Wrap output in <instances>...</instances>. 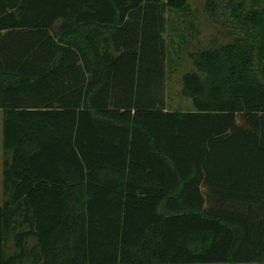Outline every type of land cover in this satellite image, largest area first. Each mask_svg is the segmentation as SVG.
Returning a JSON list of instances; mask_svg holds the SVG:
<instances>
[{
  "label": "trees",
  "instance_id": "1",
  "mask_svg": "<svg viewBox=\"0 0 264 264\" xmlns=\"http://www.w3.org/2000/svg\"><path fill=\"white\" fill-rule=\"evenodd\" d=\"M188 1L0 0V264H264V3L206 0L245 36L190 52L185 109Z\"/></svg>",
  "mask_w": 264,
  "mask_h": 264
},
{
  "label": "rangeland",
  "instance_id": "2",
  "mask_svg": "<svg viewBox=\"0 0 264 264\" xmlns=\"http://www.w3.org/2000/svg\"><path fill=\"white\" fill-rule=\"evenodd\" d=\"M205 2L206 0H189L185 11L181 10L174 14L167 12L169 30L166 34V40L168 47L173 45L169 55L172 57L171 65L167 64L171 69L170 74L168 73L167 97L172 107L192 108L191 100L180 94L182 75L185 72L195 70L192 60L189 58L190 52L224 45L245 36L243 30L237 28L236 25L222 24L220 21L215 22V19L206 10ZM261 3L263 4L264 0ZM245 6L247 8L257 7L253 4V0L246 1ZM172 24H180L177 26L179 30L173 28ZM2 139V115L0 113V205L5 199L2 182Z\"/></svg>",
  "mask_w": 264,
  "mask_h": 264
},
{
  "label": "crops",
  "instance_id": "3",
  "mask_svg": "<svg viewBox=\"0 0 264 264\" xmlns=\"http://www.w3.org/2000/svg\"><path fill=\"white\" fill-rule=\"evenodd\" d=\"M0 113H1V115H2V120H3V112L1 111V109H0Z\"/></svg>",
  "mask_w": 264,
  "mask_h": 264
}]
</instances>
